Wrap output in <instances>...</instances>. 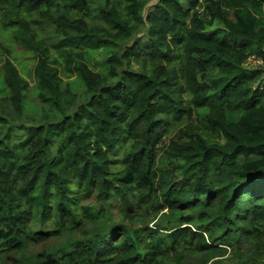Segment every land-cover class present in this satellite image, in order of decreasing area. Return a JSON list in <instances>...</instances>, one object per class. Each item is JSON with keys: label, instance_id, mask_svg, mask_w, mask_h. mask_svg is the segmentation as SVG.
<instances>
[{"label": "trees", "instance_id": "16d2710c", "mask_svg": "<svg viewBox=\"0 0 264 264\" xmlns=\"http://www.w3.org/2000/svg\"><path fill=\"white\" fill-rule=\"evenodd\" d=\"M153 1L0 0V264H264V0Z\"/></svg>", "mask_w": 264, "mask_h": 264}, {"label": "rangeland", "instance_id": "374dc122", "mask_svg": "<svg viewBox=\"0 0 264 264\" xmlns=\"http://www.w3.org/2000/svg\"><path fill=\"white\" fill-rule=\"evenodd\" d=\"M155 2V0L150 4L152 5ZM2 41V47H0V59L2 62H4L6 59H11L16 66L19 68L21 73L26 77V79L29 81L31 85L30 89V98L33 99L35 97V91L32 88L34 85V66L36 63V59H33V56L31 54H27V52L24 49H21L13 44H8L6 42ZM4 43V44H3ZM1 44V43H0ZM110 50H104V52H98L95 53L89 60H88V65L93 69V70H98L100 72L106 73V62L103 60L102 54H108ZM102 61V63H101ZM251 66H261L262 61L261 60H254L252 59L250 61ZM78 75L76 74L71 80V81H77ZM65 82H68L65 80ZM79 85V84H77ZM76 85V86H77ZM76 88V87H75ZM74 88V90H75ZM76 91L80 92L82 91V87L78 86L76 88ZM8 94L4 93L0 95V102L3 104V101L8 100ZM150 226H152L155 223V218L154 216H151L148 220Z\"/></svg>", "mask_w": 264, "mask_h": 264}]
</instances>
